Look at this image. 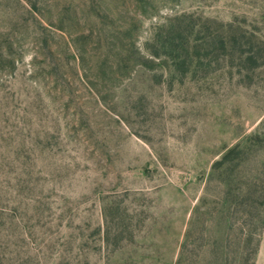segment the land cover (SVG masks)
<instances>
[{"label": "rangeland", "instance_id": "374dc122", "mask_svg": "<svg viewBox=\"0 0 264 264\" xmlns=\"http://www.w3.org/2000/svg\"><path fill=\"white\" fill-rule=\"evenodd\" d=\"M258 137L264 0H0V264H264Z\"/></svg>", "mask_w": 264, "mask_h": 264}, {"label": "trees", "instance_id": "16d2710c", "mask_svg": "<svg viewBox=\"0 0 264 264\" xmlns=\"http://www.w3.org/2000/svg\"><path fill=\"white\" fill-rule=\"evenodd\" d=\"M227 26H228L227 30L222 29L219 32L216 31L215 34H212L210 39L205 36L203 38V40H200V42H197V44L194 46H192V44L189 40H188V42L187 41L179 42L178 38L172 37L170 34H169L168 38L164 36L165 39L163 36L155 35L154 39H153L155 42V44L153 45L154 46V52L152 50H150L151 56H154L155 58H160L162 55H165L163 53H168V55L172 58V60L174 62L176 61L175 63L177 64V62L179 61L178 59H180L179 55L177 53H179L180 51L186 53L185 58H183V60L180 59V61L185 62V60L190 57L188 47L191 46L193 48L198 49V47H200L202 45V43H203V45H213L214 44L217 46L218 49L222 50L224 52V54H226V56H224V58H228L232 62V64L234 63V61H237L234 66L237 67V69H238V72H237L238 75H242V73H243L242 69H241L242 66H246L247 64H249V66H251V67L258 66L257 58L259 59L261 57L259 53H261L262 50L260 48V50L258 51V54H257V51H254V50L248 51L245 48H242L243 44H242L241 40L238 39V37L240 36L241 38L242 37L244 38V35L242 33L239 34L237 32L239 27L237 25H234V23H231V22H229L227 24ZM193 31H194V28H193ZM197 32L199 33V30ZM224 34H225V36H223ZM182 41H184V40H182ZM148 45H151V43L148 42ZM143 59H145V58L143 57ZM191 59L194 60V58H191ZM183 62H180V63H183ZM248 70H252V68H249ZM246 77H248V75H246ZM257 140H258V142L256 143V145H258V147L263 150V148H264V137H258ZM242 152L245 154V151L242 150L240 148V146H237V147L229 150L224 155L222 161H219L216 163L215 169H217V168L220 169L223 166L227 165V163L231 162L232 160L229 158L231 157V155H233L235 153L237 155L242 156L243 155ZM244 162L245 161H242L240 163L243 164ZM262 164H263V166L261 168V172H262V174H264V162ZM257 178L260 179L259 176H257ZM260 181L264 184V176L263 175H262V179H260ZM252 196H253V192H252L251 188L250 189L247 188L246 190H244L243 197L240 198V200L237 201L236 203L238 205L241 204L243 206L244 205L246 206L245 201H249ZM238 198H239V196H237L235 199L237 200ZM245 206H244V208H245ZM192 244H194V243H192ZM231 245H232L231 241H229L227 239H225L221 242L213 239L212 241H209V242L202 241V242H198L197 244H194V246H195L194 250L197 252H201L202 250L208 248L209 251L212 253H217L220 250L227 252L228 250L231 249ZM187 246H188V242H184V244L182 245V248H186Z\"/></svg>", "mask_w": 264, "mask_h": 264}]
</instances>
